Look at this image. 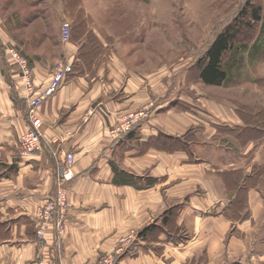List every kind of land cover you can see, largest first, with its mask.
I'll use <instances>...</instances> for the list:
<instances>
[{
  "label": "crops",
  "instance_id": "crops-1",
  "mask_svg": "<svg viewBox=\"0 0 264 264\" xmlns=\"http://www.w3.org/2000/svg\"><path fill=\"white\" fill-rule=\"evenodd\" d=\"M5 43L0 42V188L6 192L0 193V264H36L41 257L49 264L95 262L120 236L151 223L159 226L158 234L132 247L119 264H178V256L193 258L202 251L215 264L225 249L230 220L238 217V208L227 215L222 211L238 180L236 175L232 186L230 173L250 171L263 161L264 138L247 143L248 151L256 147L252 158L243 153L232 160L228 148L226 156L198 155L190 148V153L167 150L162 135L178 139L191 127L178 126V120L167 123L166 114H178V95L154 98L148 85L116 69L121 60L116 56L95 63L93 70L69 73L58 92L38 109L43 120L41 150L22 157L20 138L28 129L29 105L19 87L17 67L6 58ZM57 48L60 59L70 64L75 44ZM27 56L36 85L45 87L57 55L48 59L38 48L28 50ZM148 101L156 105L138 132L132 135L129 130L115 138L112 130L118 117ZM155 137L159 142L151 147L148 141ZM68 153L75 159L74 175L63 184L71 201L65 229L59 234L52 225L41 244L34 211L55 195ZM241 190L236 195L249 217L237 223L235 241L243 246L239 264H264V201L254 187ZM171 202L179 207L172 229L163 224ZM215 208L218 215L213 214ZM238 212L241 215L240 208ZM178 229L185 241L178 242ZM230 247L229 241V251Z\"/></svg>",
  "mask_w": 264,
  "mask_h": 264
},
{
  "label": "rangeland",
  "instance_id": "rangeland-1",
  "mask_svg": "<svg viewBox=\"0 0 264 264\" xmlns=\"http://www.w3.org/2000/svg\"><path fill=\"white\" fill-rule=\"evenodd\" d=\"M250 3L263 7L262 20L253 26L251 34L247 33L246 47L225 55L227 81L221 85L203 83L198 75L199 60ZM64 21L71 23L70 42L77 48L70 57L71 71L93 70L95 63L101 65L117 56L121 60L116 69L119 67L124 76L148 85L154 98L159 94L166 98L178 95V114L176 110L166 114L167 123L178 120V126H191L181 131L178 140L187 143L198 155L226 156L228 148L232 160L243 153L253 157L256 147L248 151L247 143L264 138V0H0V42H6V48L16 49L29 65L27 51L39 48L48 59L57 55L53 71L58 66L61 59L57 45L64 43L61 39ZM239 39L244 40L243 36ZM155 105L156 102L148 101L139 109L123 113L114 128L126 126L148 107L151 114ZM235 183L236 188L226 196L222 211L227 215L232 208H240L241 215L237 210L238 217L229 218L232 224L224 239L225 249L214 260L215 264H239L242 259L243 246L235 241L237 223L249 214L246 207H240L241 196L236 193L238 189L254 187L264 201V151L263 161L250 171H240ZM0 193L6 192L0 188ZM65 198L64 212L60 214L61 233L71 206L68 191ZM48 204L49 199H45L34 211L38 223L36 236L41 244L52 227ZM173 205L171 202L163 214ZM213 214L218 215L217 208ZM146 227L129 230L119 237L112 250L101 254L95 262L84 264H98L103 256L124 248L128 242L133 243L132 247L138 246L144 240L141 231ZM40 229L45 231L43 238L38 236ZM178 234L179 239H186L184 232ZM210 263L205 251L193 258L190 254L185 259L178 256V264Z\"/></svg>",
  "mask_w": 264,
  "mask_h": 264
},
{
  "label": "built area",
  "instance_id": "built-area-1",
  "mask_svg": "<svg viewBox=\"0 0 264 264\" xmlns=\"http://www.w3.org/2000/svg\"><path fill=\"white\" fill-rule=\"evenodd\" d=\"M71 23L69 21H64L61 25V39L64 43L70 42L71 37ZM6 58L17 65L19 71V86L24 94L25 99L28 102V120L29 125L27 131L20 138V155L22 157H29L42 148V125L43 120L38 112V109L41 105L47 101L49 98L54 96L56 92L61 88V86L67 80V77L71 71V65L61 59L58 63V66L54 69L52 77L49 83L43 87L42 89L37 88L33 75L32 69L28 62L25 59H22L20 54L14 48H6L5 49ZM151 108V107H150ZM140 112L136 115L135 120L129 121L126 126H117L112 130L115 138L120 137L124 132L132 129V123L137 124L141 122L143 119L148 117L149 110ZM68 135H72V132H67ZM74 134V133H73ZM74 154L68 153L66 155V165L59 169L60 181L58 183V188L56 190L55 195L51 196L49 199V214H50V222L54 226L57 233H61V219L60 214H63L64 208L66 205V194L67 189L63 187V184L66 181H69L73 177L72 165L74 163ZM44 229H40L38 231V236L43 238ZM133 246V243L128 242V244L124 245V248H118L115 252L107 254L101 258L98 264H119L123 255L129 252ZM39 264H48L43 257L39 258Z\"/></svg>",
  "mask_w": 264,
  "mask_h": 264
},
{
  "label": "trees",
  "instance_id": "trees-1",
  "mask_svg": "<svg viewBox=\"0 0 264 264\" xmlns=\"http://www.w3.org/2000/svg\"><path fill=\"white\" fill-rule=\"evenodd\" d=\"M263 7L261 5L255 6L250 5L243 8L240 12L239 18L231 25H229L225 30H223L213 41V43L208 47L205 54L198 62L199 78L207 85H221L225 83L228 79V71L224 68L223 62L225 55L238 49L239 47H246L247 42H245V37L249 39V35L253 30V26L262 20ZM243 36L244 40L239 38ZM82 68L77 70L74 68L70 73L81 72ZM83 72V71H82ZM81 72V73H82ZM17 99V98H16ZM141 122L135 124L130 134H136L138 128L141 126ZM166 144L167 150H183L190 153L189 145L187 143L181 142V140L171 138L169 136L160 137ZM160 138H153L149 140L148 144L153 147L156 145ZM183 143V144H182ZM179 147V148H178ZM231 179L234 181L235 176H238V172H232ZM244 190V188H243ZM241 190V191H243ZM179 207H173L166 211L163 215V224L172 229L173 218L176 216ZM180 229H178L179 232ZM159 232V226L157 224H152L141 231V236L145 238L154 237ZM184 240V239H183ZM179 239L178 242L183 241ZM185 241V240H184Z\"/></svg>",
  "mask_w": 264,
  "mask_h": 264
}]
</instances>
